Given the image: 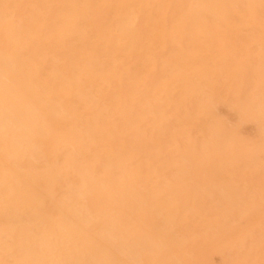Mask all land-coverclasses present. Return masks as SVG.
I'll use <instances>...</instances> for the list:
<instances>
[{
  "label": "bare ground",
  "instance_id": "bare-ground-1",
  "mask_svg": "<svg viewBox=\"0 0 264 264\" xmlns=\"http://www.w3.org/2000/svg\"><path fill=\"white\" fill-rule=\"evenodd\" d=\"M0 264H264V0H0Z\"/></svg>",
  "mask_w": 264,
  "mask_h": 264
}]
</instances>
